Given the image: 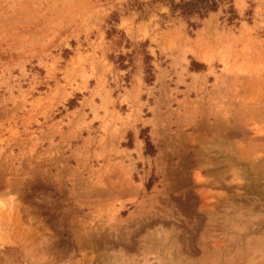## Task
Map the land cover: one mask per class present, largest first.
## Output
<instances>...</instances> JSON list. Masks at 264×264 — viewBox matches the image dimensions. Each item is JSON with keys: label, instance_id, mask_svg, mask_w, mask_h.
I'll return each instance as SVG.
<instances>
[{"label": "rangeland", "instance_id": "374dc122", "mask_svg": "<svg viewBox=\"0 0 264 264\" xmlns=\"http://www.w3.org/2000/svg\"><path fill=\"white\" fill-rule=\"evenodd\" d=\"M169 1L0 0V264H264V0Z\"/></svg>", "mask_w": 264, "mask_h": 264}, {"label": "trees", "instance_id": "16d2710c", "mask_svg": "<svg viewBox=\"0 0 264 264\" xmlns=\"http://www.w3.org/2000/svg\"><path fill=\"white\" fill-rule=\"evenodd\" d=\"M219 1L220 0H179L178 2H175L170 0L169 7L172 13L178 11L179 15L184 18L187 25L192 29H195L199 26V22L192 20V18L195 17L201 20L209 12L215 11L217 9ZM227 12L230 16L229 19L235 16L231 4H229ZM145 150L147 152H152L154 150L149 138H146L145 140Z\"/></svg>", "mask_w": 264, "mask_h": 264}]
</instances>
